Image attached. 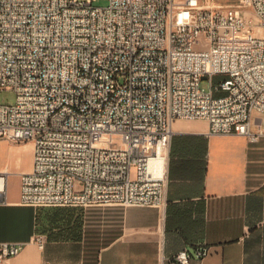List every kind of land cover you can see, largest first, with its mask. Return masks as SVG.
<instances>
[{"label": "built area", "instance_id": "built-area-1", "mask_svg": "<svg viewBox=\"0 0 264 264\" xmlns=\"http://www.w3.org/2000/svg\"><path fill=\"white\" fill-rule=\"evenodd\" d=\"M97 1L0 0V92L15 95L0 98V141L34 143L24 205L164 211L177 120L264 136L252 131L264 115V0ZM9 176L0 171V204ZM23 248L0 242V264ZM210 253L198 244L171 263Z\"/></svg>", "mask_w": 264, "mask_h": 264}, {"label": "crops", "instance_id": "crops-1", "mask_svg": "<svg viewBox=\"0 0 264 264\" xmlns=\"http://www.w3.org/2000/svg\"><path fill=\"white\" fill-rule=\"evenodd\" d=\"M173 128L164 211L128 207L114 225L120 229L91 239L90 245H102L92 251L84 235L40 234V208L21 203L20 182L0 204V242L24 245L10 264H172L179 251L198 244L211 253L192 264H264V136L250 142L242 135L210 134L205 120L179 119ZM261 128L264 115L255 113L252 131ZM24 144L16 149L29 166L13 171L5 161L15 147H0V171L32 170L34 143Z\"/></svg>", "mask_w": 264, "mask_h": 264}, {"label": "rangeland", "instance_id": "rangeland-1", "mask_svg": "<svg viewBox=\"0 0 264 264\" xmlns=\"http://www.w3.org/2000/svg\"><path fill=\"white\" fill-rule=\"evenodd\" d=\"M234 3L237 1H218V0H206L204 4H214V3ZM96 5H105L106 1L98 0ZM246 16L248 18L253 17V11L251 8L245 9ZM259 34L264 36V31L259 30ZM203 88L206 90L210 89V84L208 81L202 83ZM0 98L6 103H14L15 95L10 90H2L0 92ZM24 142L13 143V142H3L0 147L3 148L5 152L10 151V149L15 147V151L7 157L5 164L11 169L16 170L26 169L29 164V158H26V154L17 150L16 148H21ZM6 154V153H5ZM136 171L133 170L132 176L135 177ZM22 175V174H21ZM21 175L13 174L8 178V188L10 191H14L18 188V185L21 182ZM125 209L122 206L114 205H103V206H94V207H43L39 209V218H38V232L40 234L48 233L50 235H73L76 237H82L84 235L85 242L88 248L92 251H96L102 245H90L89 243H94L93 238H106L103 234L108 229H120L118 226L121 216ZM106 230V231H105ZM112 237V236H111ZM113 238V237H112ZM103 240L102 242H104ZM101 242V241H99Z\"/></svg>", "mask_w": 264, "mask_h": 264}, {"label": "trees", "instance_id": "trees-1", "mask_svg": "<svg viewBox=\"0 0 264 264\" xmlns=\"http://www.w3.org/2000/svg\"><path fill=\"white\" fill-rule=\"evenodd\" d=\"M62 208V207H61Z\"/></svg>", "mask_w": 264, "mask_h": 264}]
</instances>
